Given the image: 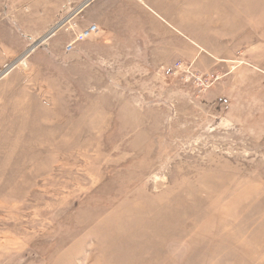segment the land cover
Returning a JSON list of instances; mask_svg holds the SVG:
<instances>
[{
  "label": "rangeland",
  "instance_id": "obj_1",
  "mask_svg": "<svg viewBox=\"0 0 264 264\" xmlns=\"http://www.w3.org/2000/svg\"><path fill=\"white\" fill-rule=\"evenodd\" d=\"M101 2L0 0V264H264V0Z\"/></svg>",
  "mask_w": 264,
  "mask_h": 264
},
{
  "label": "crops",
  "instance_id": "obj_2",
  "mask_svg": "<svg viewBox=\"0 0 264 264\" xmlns=\"http://www.w3.org/2000/svg\"><path fill=\"white\" fill-rule=\"evenodd\" d=\"M120 1H122V0H102V2L100 4H97L94 7L95 9L93 8V10L92 9L87 10L88 6L85 5L86 10L88 12H86V10H85L84 19L86 21H94L97 24H99V26H101L102 29L104 28L106 30V32L108 33V37H107L106 41H108L109 43H114V42L119 43L120 41H122L125 43V45L128 44L127 48H129V50H132L133 48L131 46H133L134 42H136V39L133 38V35L136 34L138 30L135 29L137 26H134L135 30H134V33L132 34V33H130L132 31H130L129 28H127L126 26L122 27V24H124L123 20H125V19H123L124 14L122 12H120L119 9L117 8V5L119 4ZM85 6L81 9L84 10ZM96 7H97V9H96ZM89 11H91V12H89ZM98 16H103L104 18H100ZM73 18L74 17L71 16L69 18V20H72ZM126 18L128 20H134L135 15L132 14V16H128V12L126 10ZM138 18H140V17H138ZM103 19L106 22H109V24L103 25V23H104ZM140 41L141 42H148V43L151 42L150 38H148V36L144 35V34H143L142 40H140ZM124 43H122V44H124ZM125 45L120 50H118V47L115 49L113 48V53L119 54L121 52V50L124 49ZM32 52L31 51L29 52L28 57L30 59L33 58V60H35V58H36L35 54H30ZM24 57H26V56H24Z\"/></svg>",
  "mask_w": 264,
  "mask_h": 264
},
{
  "label": "built area",
  "instance_id": "obj_3",
  "mask_svg": "<svg viewBox=\"0 0 264 264\" xmlns=\"http://www.w3.org/2000/svg\"><path fill=\"white\" fill-rule=\"evenodd\" d=\"M95 30L96 26H88L87 28H85L75 37L73 42H70L65 46V52H71L73 50L74 43L82 42L83 40L87 39V37H89ZM172 67H168L165 70L166 74H171L172 71H174L173 69H179L180 65L178 64L177 66H175V68Z\"/></svg>",
  "mask_w": 264,
  "mask_h": 264
},
{
  "label": "water",
  "instance_id": "obj_4",
  "mask_svg": "<svg viewBox=\"0 0 264 264\" xmlns=\"http://www.w3.org/2000/svg\"><path fill=\"white\" fill-rule=\"evenodd\" d=\"M56 28H58V26H56V27H55L54 29H52L48 34H46V35L43 37L42 40L44 41V40H46L49 36H51L52 33L54 32V30H55ZM42 40H41V42H42ZM41 42H40V43H41ZM35 46H37V45L34 44L29 50H27V51L24 53V55H23L22 57L26 56L30 51H32V50L34 49ZM12 66H13V65L9 66L4 72L8 71Z\"/></svg>",
  "mask_w": 264,
  "mask_h": 264
}]
</instances>
